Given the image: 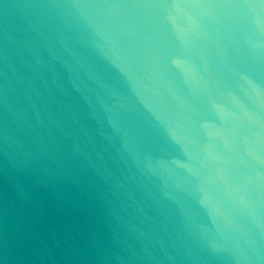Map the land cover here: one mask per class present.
<instances>
[{
  "label": "water",
  "instance_id": "95a60500",
  "mask_svg": "<svg viewBox=\"0 0 264 264\" xmlns=\"http://www.w3.org/2000/svg\"><path fill=\"white\" fill-rule=\"evenodd\" d=\"M0 264H264V0H0Z\"/></svg>",
  "mask_w": 264,
  "mask_h": 264
}]
</instances>
